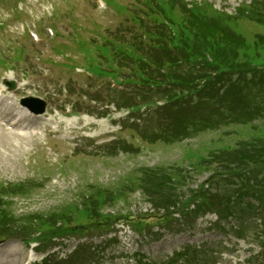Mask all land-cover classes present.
Masks as SVG:
<instances>
[{
  "label": "rangeland",
  "instance_id": "obj_1",
  "mask_svg": "<svg viewBox=\"0 0 264 264\" xmlns=\"http://www.w3.org/2000/svg\"><path fill=\"white\" fill-rule=\"evenodd\" d=\"M103 1L106 7L97 0H0V22L9 27L17 19L28 29L34 20L35 32L45 41L33 43L14 26L15 34L9 31L6 38L0 37L3 59L15 49L20 55L19 60L5 62L14 69L11 94L45 101V117L53 116L57 126V132L48 125L42 132L45 124H36L33 138L0 129V196L7 197L0 198V264H159L171 258V264H181L188 257L191 264L256 261L264 251L261 217L219 221L212 211L223 207L216 204L208 207L209 212L184 218L173 207L167 211L155 206L138 181L150 174L158 179L166 175L162 180L173 188L163 192L177 195L193 209L195 192L207 189L210 181L228 182L225 163L232 167L241 152L264 145L258 95L239 86L241 104L248 103L245 113L237 110L235 120L212 123L208 111L203 113L208 120L196 128L189 125L188 107L182 108L180 102L177 107L182 110H164L166 99L148 86L152 83L131 84L138 81L131 79L127 67L120 68L117 81L107 74L99 76V66L109 65L106 38L121 42L119 47L132 55L133 51L142 55L144 47L152 64L155 59L161 62L163 52L155 35L167 38L171 33L154 18L164 7L171 12L176 2L112 0L126 7L116 11ZM178 1L198 5L205 14L199 24L216 14L234 16L232 27L248 36L247 43L242 45L243 39L231 33L227 40L234 49L239 44L247 47L239 55L248 66L264 65V0ZM48 27L54 37L45 31ZM214 27L208 31L212 40L214 31L222 32ZM144 32L151 34L150 40ZM225 51L228 57L233 54L231 49ZM99 57L103 59L98 61ZM120 62L114 64L119 67ZM159 66H148L143 73L164 80ZM8 73L0 72V79ZM232 105L236 106L235 100ZM55 214L62 215L55 218ZM162 214L165 220L159 221ZM219 224L224 232L216 230ZM239 229L244 237L236 236ZM31 237L40 238L29 245Z\"/></svg>",
  "mask_w": 264,
  "mask_h": 264
},
{
  "label": "trees",
  "instance_id": "obj_2",
  "mask_svg": "<svg viewBox=\"0 0 264 264\" xmlns=\"http://www.w3.org/2000/svg\"><path fill=\"white\" fill-rule=\"evenodd\" d=\"M201 17H205V15H203L199 10L198 13H190L185 19L183 17V21L178 24L177 29L173 30L174 35L170 36V40L174 45V48L178 50L179 54H181L183 58L185 57L192 62H195L197 59H202L200 65L201 68H189L186 72L184 69L179 68V66L167 68V75L165 76V79L168 83L167 85L172 89H170L166 95L169 99L175 98L178 91V89H175L176 87L179 89H181V87L191 88L192 86H195L194 83H196L197 80H203L204 83L208 85L206 88H210L209 90L215 96H222L221 98H218L220 100V107L217 109L218 112L219 109H221L222 104L225 105V103H228L230 105L229 109L224 112L211 113L223 116V122L228 120L233 121L237 116L235 111L238 110L239 113H245V105L248 104H238L236 100L237 90H235L237 89V84H232L231 88L226 90L223 95H217L214 92L217 90L216 86L224 80L223 72L229 70L230 72L234 71V73H237L239 71L238 73H240L248 67L246 61H241V56L239 55V50H245L247 47H241L244 43V41H242V45L239 44L240 47H236L237 49H234L231 41L227 40L230 38V34L227 33L228 31L225 29L223 21L220 18L213 17L205 23L199 24V22L201 23V19H203ZM171 21L173 24L176 23H174V20ZM214 25L221 28L222 32H216L213 30L215 33V40H212L209 38L210 34L208 31H211L210 29H215ZM220 35H222V39L220 38ZM228 45H230V47H228ZM227 49H231L233 52L230 57L225 54V50ZM217 52H220L221 55L217 56ZM117 53L122 54L125 59L130 60L133 64H135L133 70L135 72L134 74L138 78L141 80L152 79V77L147 73L143 75L144 67H142V65L146 64V62H142V58L135 59L133 55L125 52L120 47L118 48ZM163 57L164 59L161 62L157 60L155 64H152L150 60V63L154 66L160 64L159 67L163 68L165 65L163 62H165L166 65L167 63L169 64L172 62L170 52L163 50ZM207 58H211V61H208ZM216 71H219L221 74H216ZM153 78L157 79L158 77ZM182 94L183 92L180 95ZM260 94L263 101H259V109L257 110H260V114L262 116L264 115V93ZM234 96L236 100L235 107L232 105L233 100L231 99ZM238 96H240V93ZM250 97H253V95H250ZM250 97L246 96V98L249 99V102L251 101ZM228 98L231 100V102L228 100ZM239 100L241 102L242 98H239ZM211 101L212 103L205 104L204 107L197 106L195 108V110L200 108L203 109L202 113L197 114V112H194L189 114L190 117L188 118L191 119L188 122H192V124L189 125L197 128L201 123L207 121L206 115L203 113H206L207 109L214 105L213 100H210V102ZM195 122L199 123L196 124ZM258 148V150H254L251 153L241 152L237 158L232 161V167H229L230 165L225 163V166L228 165L226 167L224 166L226 168L225 172L228 174L226 176L228 182L223 180L222 185H219L218 181H210L209 187L207 189L204 190L202 188L195 192V195L193 196L194 200L191 203L194 206L192 211L189 210L190 204L188 205L187 202L185 203L177 200V195L163 192L166 190V188H173L170 183L165 184L166 182L162 180V178L165 180L166 175H163L162 178L158 179L154 177L156 174H154V176L150 174L149 177H145L144 180L141 179L138 182L141 183V189L144 190V192L148 195L149 200L153 202L155 206H162V208H165L166 210L169 207H173L174 209H177V212L184 217H190V214L195 215L197 212H199V210L207 209L208 207L212 208L217 204L219 207L222 205L223 209L213 210H215V212H217L220 217L227 218L228 216H234L238 220H241L243 219L245 213L251 211L250 204L247 205L240 202L243 196L257 198L261 201V206L264 208V190L262 189L264 186V145H259ZM246 169H249V172ZM247 172L249 175H253L255 180L257 179L254 184H250V179L248 176H246ZM179 180H182V178ZM212 187L214 188L213 191H211ZM231 187H233V189ZM160 195L161 197H159ZM161 199L164 200L160 201ZM58 215L62 214H55V218H58ZM159 219H161L159 221L165 220L164 214H162ZM166 222L169 221L166 220Z\"/></svg>",
  "mask_w": 264,
  "mask_h": 264
},
{
  "label": "clouds",
  "instance_id": "obj_3",
  "mask_svg": "<svg viewBox=\"0 0 264 264\" xmlns=\"http://www.w3.org/2000/svg\"><path fill=\"white\" fill-rule=\"evenodd\" d=\"M6 78L14 79V74H12L11 71H9V73L6 75ZM4 87H6V86H4Z\"/></svg>",
  "mask_w": 264,
  "mask_h": 264
},
{
  "label": "bare ground",
  "instance_id": "obj_4",
  "mask_svg": "<svg viewBox=\"0 0 264 264\" xmlns=\"http://www.w3.org/2000/svg\"><path fill=\"white\" fill-rule=\"evenodd\" d=\"M42 117H44V116H42ZM41 116H35V119L36 120H43V118H42ZM49 121V120H48Z\"/></svg>",
  "mask_w": 264,
  "mask_h": 264
}]
</instances>
